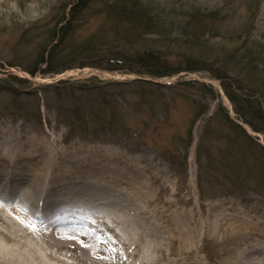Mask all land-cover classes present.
Returning <instances> with one entry per match:
<instances>
[{
	"label": "rangeland",
	"instance_id": "1",
	"mask_svg": "<svg viewBox=\"0 0 264 264\" xmlns=\"http://www.w3.org/2000/svg\"><path fill=\"white\" fill-rule=\"evenodd\" d=\"M65 1L0 0V77L9 72L26 77L23 89L33 92L13 100L0 90L1 162L10 158L1 157L5 148L9 154L16 143L23 150L30 146L34 154L24 162L26 171H16V180L1 188L4 193H28L31 184L33 192L39 191L34 176L42 167H52L53 177L67 187L59 193L66 199L88 188L110 195L106 205L75 206L85 211L62 219L64 231L52 236L68 238L72 231L96 227L92 236L101 248L90 255L99 258L107 251L109 260L86 261L78 248L63 249L72 261L81 259L76 264H121L118 259L124 254L118 242L125 236H132L129 242L134 243L127 249L130 263L264 264V134L235 118L218 80L205 71L155 77L75 65L53 75L28 74L23 68L32 65L45 45ZM103 1L94 0L78 17L67 38L71 45L108 32ZM142 1L158 7L162 23L178 43L188 40L180 29L187 21L185 11L193 10L190 5L202 12L219 8L220 18L231 16L229 25L242 22L248 31L252 24L253 34L264 40V0ZM252 2L257 5L254 17L247 8ZM145 36L160 37L152 32ZM205 40L216 46L220 38L208 33ZM189 81L207 84L209 92ZM82 82L91 87L82 88ZM57 92L56 103L79 95L86 104L97 99L101 112L69 125L56 113L52 97ZM105 145L108 153L100 148ZM45 185V191L51 190ZM5 198L0 195V217L19 225L16 209ZM68 203L58 200L52 210H73L74 204ZM43 238L51 244L47 234ZM148 243L153 247L147 249Z\"/></svg>",
	"mask_w": 264,
	"mask_h": 264
},
{
	"label": "trees",
	"instance_id": "2",
	"mask_svg": "<svg viewBox=\"0 0 264 264\" xmlns=\"http://www.w3.org/2000/svg\"><path fill=\"white\" fill-rule=\"evenodd\" d=\"M93 1L62 2L63 13L49 30L45 45L40 46L32 65L23 69L35 75L56 73L75 65H89L156 77L171 76L182 71H205L219 81L238 119L253 130L264 133V51L255 49L264 48V40L253 34L252 24H248L247 31L242 22L229 25V14L220 18L219 8L202 12L190 5L189 9L193 10L185 11L187 21L180 29L184 33L181 34L182 38L188 40L178 43L170 35L172 31L166 30L162 23L158 7H152L142 0H104L102 8L107 13L108 32L91 34L71 45L67 41L68 35L78 17ZM247 8L254 17L257 5L252 2ZM150 32L160 37H146ZM208 33L220 38L216 46L209 45L205 40ZM27 82V78L9 72L0 77V90L7 91L16 100L18 94L33 93L23 89ZM192 82L204 92H209L207 84ZM82 86L86 89L91 87ZM70 96L63 103H56L58 92L56 97H52L57 115L69 125L71 121L87 120L88 115L100 114L97 99L92 105L81 98L79 101V95L78 98ZM24 116L29 118L26 113ZM169 160L174 163L171 157Z\"/></svg>",
	"mask_w": 264,
	"mask_h": 264
},
{
	"label": "bare ground",
	"instance_id": "3",
	"mask_svg": "<svg viewBox=\"0 0 264 264\" xmlns=\"http://www.w3.org/2000/svg\"><path fill=\"white\" fill-rule=\"evenodd\" d=\"M11 141V140H9ZM2 145L0 144V147ZM30 146L28 148H23L19 143H16L12 146V151L9 152L6 149V154L1 156L5 159V157H10L8 160H0V195L8 199V203H11L12 207L16 209L15 216L19 217L20 222L18 224L11 225L6 219L0 217L2 221H0V264H76L77 261L88 260L90 258H94L96 260H100L102 262H107L109 260V252H105L97 258L95 255L90 253L95 247L98 249L101 248L100 242L93 237L92 235L97 232L96 227H85L79 229L77 231H72L73 234L69 235L68 238L62 237L58 239H54L58 237L60 232L64 231V229L59 226L62 219H65L67 216H76L80 217L83 210L82 208H75V206L80 205L83 206L85 203L88 206L95 207L100 205H106V199L110 197V195L98 193L91 191L89 188L83 193V195H78L76 197L64 198L60 196V188H67L64 185V181L59 180L57 177H53V168L47 170L46 167H42V170L36 173L34 179L38 184L39 191L33 192L32 184L28 188V193H24L21 195H16L11 191L8 193H4V190L1 189L5 186L6 183L10 181L16 180L17 174L16 171L25 172L28 164L24 163L26 160L34 159L33 153H29ZM102 152L108 153V149L106 145L101 147ZM99 149V148H98ZM36 155V152H35ZM50 160V159H49ZM49 160H45V164H49ZM97 161H101V159L94 161L95 164ZM51 163L53 160L51 159ZM135 165H130L133 167ZM3 167V168H1ZM48 171L51 172L48 174ZM139 171V170H138ZM136 171V172H138ZM125 182L123 180H119ZM33 183V182H32ZM45 184H48V188L51 189L49 191H45L43 187ZM12 185V184H11ZM64 185V186H63ZM46 186V185H45ZM63 186V187H61ZM52 195L45 196L46 194ZM70 192V190H68ZM7 196L4 197V195ZM43 194V196H42ZM55 194V195H54ZM60 200L63 203H73V210L64 211L60 208L58 211H53L54 205L56 201ZM76 200V201H75ZM55 202V203H54ZM68 203V204H69ZM49 205L51 209L48 208ZM73 206V205H72ZM8 206H4V210L7 209ZM62 211V212H61ZM59 212V213H58ZM58 213V214H57ZM26 215V221L21 222L23 216ZM38 215V216H37ZM45 218V219H44ZM36 219V221H35ZM37 219L42 221H46L45 223H38ZM79 219L75 220L78 221ZM188 222V228H189ZM21 230L23 232H21ZM47 234L51 244L44 240L43 235ZM54 238H53V237ZM27 237V238H26ZM109 237V236H108ZM86 238L89 240L87 241ZM126 240H121L122 242H118L120 244V249L124 254L122 259H118L121 264H143V262L130 263V255L127 252V249H133L134 243L132 240V236H125ZM110 241H115L110 238ZM44 243L46 246H44ZM52 246H55L54 249H51ZM147 249L152 248V244L148 243L145 245ZM80 253V258L73 260L69 258L68 255L65 254L63 249H70L71 251L77 250ZM113 249V248H111ZM112 254V252H111ZM120 258L121 252L119 251ZM93 260V259H91ZM86 264V263H82Z\"/></svg>",
	"mask_w": 264,
	"mask_h": 264
}]
</instances>
